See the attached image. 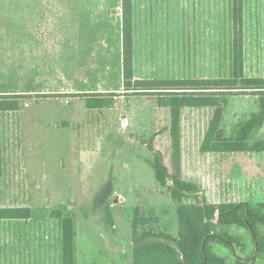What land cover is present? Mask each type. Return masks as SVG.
<instances>
[{"label":"rangeland","instance_id":"374dc122","mask_svg":"<svg viewBox=\"0 0 264 264\" xmlns=\"http://www.w3.org/2000/svg\"><path fill=\"white\" fill-rule=\"evenodd\" d=\"M232 29V0H133L135 79L230 76ZM244 59L246 76L264 77V0H244ZM123 92L121 0H0V95L21 96L18 110L0 111V206L32 208L0 221V264H61L53 210L74 218L76 264H133L135 216L140 230L178 235L149 147L174 173L171 110L154 93ZM87 94L111 102L90 108ZM258 108L256 95L231 96L225 134ZM212 112L183 110L181 177L213 204L263 202L264 152L202 149ZM229 230L237 255L254 253L247 229ZM213 249L234 264L229 249Z\"/></svg>","mask_w":264,"mask_h":264},{"label":"trees","instance_id":"16d2710c","mask_svg":"<svg viewBox=\"0 0 264 264\" xmlns=\"http://www.w3.org/2000/svg\"><path fill=\"white\" fill-rule=\"evenodd\" d=\"M123 33V94H156L159 105L171 110V135L175 172L171 173L161 152L154 151L155 176L177 204L178 235L165 231L139 229V217L132 220L133 264H228L213 245L229 249L234 264H256L253 255H264V201H240L213 204L199 186L181 177L182 113L186 107L213 110L202 149L207 152H264V139H253L264 125V77H248L244 71V0H232V74L228 77L135 79L133 0H121ZM258 96L259 108L234 135H226L223 121L229 98L233 95ZM90 108L105 107L111 102L106 95L87 94ZM101 96V97H100ZM20 95H0V111L18 110ZM153 141V140H152ZM192 199L195 200L192 201ZM138 211V210H137ZM61 221V264H76L75 222L62 210H53ZM30 206H0V221L29 219ZM247 229L254 241V253L248 258L237 255L238 238L230 227ZM246 259H252L250 262Z\"/></svg>","mask_w":264,"mask_h":264}]
</instances>
